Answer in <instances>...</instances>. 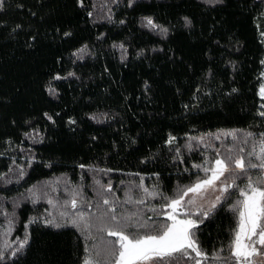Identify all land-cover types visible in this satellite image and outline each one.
Returning a JSON list of instances; mask_svg holds the SVG:
<instances>
[{
    "label": "trees",
    "instance_id": "1",
    "mask_svg": "<svg viewBox=\"0 0 264 264\" xmlns=\"http://www.w3.org/2000/svg\"><path fill=\"white\" fill-rule=\"evenodd\" d=\"M262 61L264 0H2L0 264H112L118 237L101 229L162 234L204 168L225 160L231 183L235 159L259 163ZM229 132L255 135L241 152ZM235 185L188 214L207 259L155 264H235Z\"/></svg>",
    "mask_w": 264,
    "mask_h": 264
},
{
    "label": "snow or ice",
    "instance_id": "2",
    "mask_svg": "<svg viewBox=\"0 0 264 264\" xmlns=\"http://www.w3.org/2000/svg\"><path fill=\"white\" fill-rule=\"evenodd\" d=\"M2 2V0H0ZM148 24L153 25L151 19H148ZM155 27V25H153ZM162 31H167L162 29ZM264 63V61H262ZM59 78V77H57ZM260 93L264 96V86L261 87ZM264 107V105H262ZM259 115L264 116V111L260 112ZM49 119H51L49 117ZM229 136L235 137V132L227 133ZM255 135L252 132L247 133V137H252ZM175 137L169 139L171 143ZM247 143V139L245 140ZM259 152L255 149L250 151L247 155L249 157L255 156L259 163L252 162L251 159L245 161L243 156L235 159V168L239 170V174L234 175L231 183H227V178L225 186L221 188L222 192H227L229 187L235 185L236 179H241L244 183L243 187L235 185L237 190L243 200L237 201V204L233 206L234 210H238V223L237 228L234 232V239L232 240V251L231 256L235 258V264H264V173L257 175L256 179L253 180L251 175H248L249 169H261L264 170V133H260V139L258 141ZM231 151V149H229ZM242 152L243 149H240ZM228 160H232L231 156L227 157ZM214 168H204L205 172L211 171L212 176L208 179L202 180L196 183L194 186L187 188L183 191V194L179 199H172L170 201L169 207L176 210L178 206L181 205L183 196H187L188 193H198L200 189L205 186H214V182L218 180L221 176H224L226 172H230V165L226 164L225 160L217 159L215 160ZM83 167V165H81ZM194 167H200L199 165H194ZM111 191V189H108ZM147 192L148 190L145 189ZM150 195H152L150 193ZM164 199H168L164 197ZM220 196L216 197L219 201ZM143 203V201H138ZM73 208L77 207V202L73 199L71 202ZM108 200H104V204H108ZM189 204L194 203L193 200L188 201ZM215 207V204H213ZM111 212H115V208L110 209ZM80 220L84 219L83 213L78 214ZM207 215V213H205ZM169 219L173 220L172 225L167 226L162 234L159 235H145L138 236L134 232L131 234H125L123 230L114 231L111 229H101V231L107 230L109 236H116L118 240L115 242L119 244V250L105 248L104 252L106 256H115V260L112 264H142L143 261H149L154 258L163 259L165 256H173V254L180 253L187 257L185 249H191L195 252L197 257L208 258V254L202 251L194 239L193 234L190 232V228L196 227V221L191 219L177 221L174 216L169 215ZM112 220H116V216L111 217ZM49 224L52 222L49 221ZM73 227H77V221H70ZM55 227H61L62 225L56 224ZM145 225H140L144 227ZM87 228L88 225H85ZM124 227H135V225H125ZM27 241L21 243L20 248L24 247ZM111 244L112 242H108ZM16 251H19L17 249ZM16 253L13 252L12 255ZM99 255V253H98ZM257 257L259 259H257ZM190 258V257H188ZM213 259H220L221 257L214 256ZM4 259V255L0 252V260ZM84 264H93L90 259H85ZM195 264H201V261L197 259Z\"/></svg>",
    "mask_w": 264,
    "mask_h": 264
},
{
    "label": "rangeland",
    "instance_id": "3",
    "mask_svg": "<svg viewBox=\"0 0 264 264\" xmlns=\"http://www.w3.org/2000/svg\"><path fill=\"white\" fill-rule=\"evenodd\" d=\"M263 86H264V84H263ZM262 97H264V96H262ZM227 136L229 137L228 139H230V136L229 135H227ZM222 138L227 140V137L225 134H222ZM236 138L237 137H232L231 139L234 140L232 142L236 145V147H239V149H241L245 146H248L247 145L248 142L245 143V140L247 139V141H248V138L250 139L251 137L247 138V136L245 135L242 137H238L237 140H236ZM214 167H215V163H213V165H211V168H214ZM209 169H210V167H209ZM226 174H227V172L225 173L224 176H221L218 180H216L214 182V186H205L202 189H200L198 193H191L190 192V193H188L187 196H183V200L181 201V205L178 206L175 211H173V209L168 206V211L166 212V214L164 216L169 220V225H172L174 223L173 220L168 218L169 215L174 216L177 221L188 220V219L195 221L192 216L191 217L188 216L189 212L194 211V213L199 212V213L204 214V213H208L209 211H211L214 208L213 204H215V206H217L219 204L220 200L226 194V192L221 191V188L225 186ZM211 176H212V172L210 171V173L202 180L208 179ZM202 180H199L196 183H198ZM217 196L221 197V199L219 201L216 200ZM189 200H193L194 203L189 204L188 203ZM65 217H68V214L65 215ZM69 219H67L69 222L72 221ZM108 221H111V218ZM196 226H197V222H196ZM194 228L195 227L190 228V232ZM8 235H10V234H6V236H8ZM103 245H105L104 242H103ZM185 252L187 253V255H192V253H195V252H192L191 249H185ZM156 259L157 258H154V259L149 260V261H143L142 264H155ZM257 259H259V258L257 257Z\"/></svg>",
    "mask_w": 264,
    "mask_h": 264
}]
</instances>
